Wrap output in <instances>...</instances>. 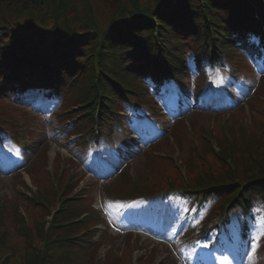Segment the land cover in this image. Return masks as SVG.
<instances>
[{
  "label": "trees",
  "instance_id": "trees-1",
  "mask_svg": "<svg viewBox=\"0 0 264 264\" xmlns=\"http://www.w3.org/2000/svg\"><path fill=\"white\" fill-rule=\"evenodd\" d=\"M33 1L37 6L45 3ZM26 4L12 3L11 9L18 15L11 23L6 21L9 25L0 27V95L28 85L46 89L53 82L57 86L65 80L61 89H69L74 97L59 116L67 118L70 111L73 130L86 140L98 135L91 128L98 101L103 133L110 122L120 125L119 110L140 100L153 101L149 87L157 90L166 80L181 83L186 73V53L193 68L204 74L207 65L223 62L225 57L232 60L236 40L264 51L260 23L254 16L257 13L264 19V0H132L130 8L121 7L105 28L92 17L80 23L91 31H79L68 23L61 14L65 0H47L43 9L31 8L34 13L26 10ZM1 6L0 12H4L6 6L2 2ZM41 13L53 18L52 22L46 24L43 17L39 18ZM147 77L148 85L143 83ZM73 106L77 107L74 111ZM221 129L215 134L201 127V138L205 142L203 150L206 146L224 165L223 170L217 174L202 171L181 191L201 194L203 199L226 196L221 207L231 202L229 209L234 206L246 212L255 200L264 199V123L259 134L243 124L237 131L227 123ZM192 164L190 156L182 163L188 171ZM69 195L62 199L50 228L40 232L43 244L25 259V264H87L88 256L76 263L80 251L88 255L85 244L73 242L75 236L65 232L53 234L55 230L77 228L80 221L75 219L89 210L81 197ZM32 200L42 205L49 202V197L39 191ZM83 240L90 242V236L85 234ZM56 251L58 262L53 257Z\"/></svg>",
  "mask_w": 264,
  "mask_h": 264
},
{
  "label": "rangeland",
  "instance_id": "rangeland-1",
  "mask_svg": "<svg viewBox=\"0 0 264 264\" xmlns=\"http://www.w3.org/2000/svg\"><path fill=\"white\" fill-rule=\"evenodd\" d=\"M139 1L143 3L145 0ZM1 2L6 6V10L0 12V27H3L14 20V15H18L11 9L12 3L22 4L26 2L27 7H29L26 10L34 13L31 8L43 9L47 0L42 6H37L33 0H1L0 9H2ZM65 3V10L61 14L69 19L68 23L75 26L79 31H91L92 28H87L80 23H85L89 21V17H92L95 23L99 24L101 28H105L115 13L117 16L119 15L121 7L130 8L132 0H65ZM84 16H88V18H84ZM21 17L23 15L18 16L19 19ZM42 17L46 24L53 20L44 13L39 16V18ZM84 45L81 44V47ZM237 60L238 62H235L233 67L241 72L244 63L238 58ZM247 62L249 67L239 90L242 93V98L233 110L231 108L227 114L215 116L190 112L192 108L197 106V104H193V91L196 83H200L197 76L191 74L186 81V86H184L185 102H181L176 111L181 112V114L187 111L182 115L184 117L181 121L178 120L170 125L173 122V110L169 109L168 104L175 97L170 86L167 87V92L157 98L160 110L156 113L158 117H155V120L160 124V127H157L155 131L162 132L161 129L164 131L169 129L167 133L172 136L171 138L154 146L147 143L148 138L138 136L136 130H132L135 140H137V149H131L128 154L122 153L121 157L114 158L112 151L117 150L128 137L125 131L116 129L110 139L102 140L101 145L93 150L98 158L97 162L92 156L88 162L80 158L77 151L78 144H76L78 139L74 142L73 136L67 138L62 130L56 133L55 129L64 123L63 119H59L54 114L58 107L57 101H42L39 108H36L34 104L29 102L26 104L17 103L16 98L11 96L0 98V113L7 116L11 115L9 119L13 122V131L17 132V135H12L13 141L6 139L7 141L0 142V203H2L0 207V237L2 238L0 240V261L6 256L3 264H25V259L39 248L41 243L40 232L49 224L47 220L49 215L47 214L56 204L55 189L57 188L59 192L73 171H79V177L73 178V180L77 182L79 180L78 185H81L82 182L84 192L87 194L86 200L90 201L91 197L88 195L85 186L90 182L96 184L92 193L96 196V204L99 206H101L99 192L102 196L111 197V199L117 198L116 193L118 195L125 193L126 195V192L130 190L129 174L138 177V181L143 186L157 188L165 187L167 182L184 183L202 171L209 170L214 174L221 172L224 168L221 161L207 151L206 146L203 150L205 142L203 144L201 138V127H206L213 130L215 134H219L222 131L221 126L225 123L236 128V131L238 125L243 124L246 129H250L256 134L262 133L259 131H261L264 123V74H262L264 72H259L256 63L251 59L248 58ZM224 75L225 73H222L218 79L223 84L226 78ZM220 82L214 83L215 86L220 87L222 83ZM212 86L205 80L201 82V91L210 92ZM217 94L225 98L224 91L218 90ZM197 99H200V95ZM145 109L149 113L153 111L151 108ZM19 117H23L26 124L21 123ZM134 121L135 126L138 127L137 118L134 117ZM151 121H154L153 116H151ZM25 130H28V133ZM173 137L174 140H172ZM66 139L68 140L66 141ZM13 142L17 150L23 149L21 154L26 149L27 144H32L28 158L19 157L18 151L13 154ZM89 151L91 152V149ZM162 152L166 155H159ZM57 155L68 158L62 161ZM187 156L191 157L193 163L192 166H188L189 171L182 165ZM2 158L11 161V163H3ZM25 159H27L26 162ZM24 163L25 172L10 174L9 168L16 164L24 165ZM224 163L228 164V162ZM53 164H57V167L51 169ZM100 167H110L111 170L113 167L116 170L122 167L126 169L121 174L115 173L114 175L105 169L104 171L100 170V173L104 174L105 177L110 176V180H106L102 177L99 178L98 170ZM183 179H185L184 182ZM52 182H58L57 186L52 185ZM72 185L73 183L70 182V188ZM133 189H140V184L133 186ZM39 191L49 197L47 206H42L32 200L31 197ZM68 192L62 193L60 197L62 198ZM129 209L124 210L121 214L112 215L108 220L111 226L116 227V231L131 230L132 232L115 235L117 238L112 250H107V248L103 250V247L107 246L108 236H104L102 233L98 242V252L101 256V261L98 264H135L134 257L141 255L142 250L140 248H145L147 245L152 251L149 261L148 258L144 260L147 264H197L188 254V244L181 235L182 224L174 223L169 217L162 218L163 215H160L161 218L156 216L154 218L152 212L147 209H135L133 207ZM118 211L117 208L113 209V213ZM81 231L82 228L78 226L62 231L55 230L53 234L62 232L70 233V235L78 234L74 241L80 242L82 235H84L81 234ZM207 255L214 258L212 263L217 264V260H219V257L215 258L217 254H213L208 249ZM61 256L63 258L64 254ZM87 256V264H94L96 256L94 259L82 251L78 253L76 263H81L79 259ZM53 257L58 262L59 251H56ZM224 258L225 262L222 264H250L247 254L235 260L228 257Z\"/></svg>",
  "mask_w": 264,
  "mask_h": 264
}]
</instances>
